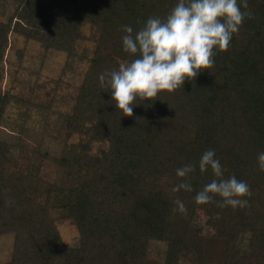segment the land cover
Segmentation results:
<instances>
[{
  "label": "trees",
  "instance_id": "16d2710c",
  "mask_svg": "<svg viewBox=\"0 0 264 264\" xmlns=\"http://www.w3.org/2000/svg\"><path fill=\"white\" fill-rule=\"evenodd\" d=\"M1 1L13 9L0 20V62L13 30L44 51L64 52L65 67L86 61L56 154L43 142L49 104L0 89V129L8 106L22 107L8 136L0 133V235L13 236L7 264H179L184 255L190 264H264V170L257 160L264 151V0H247L253 15L226 50L215 51L209 69L173 92L138 98L131 116L117 109L99 74L135 58L123 49V25L135 33L150 16L166 17L177 0ZM84 25L93 40L88 53L76 50ZM34 108L41 128L26 139ZM96 143L105 147L93 152ZM209 149L224 178L235 175L250 186L247 206H221L215 194L209 203L195 202L216 179L198 167ZM189 163L197 165L192 191L173 192L184 179L176 169ZM45 168L50 179L41 176ZM176 199L186 213L173 210ZM197 209L217 216L214 234L194 226ZM58 220L74 224L75 246L61 239ZM151 233L164 244L161 260L148 255Z\"/></svg>",
  "mask_w": 264,
  "mask_h": 264
},
{
  "label": "clouds",
  "instance_id": "9594fccd",
  "mask_svg": "<svg viewBox=\"0 0 264 264\" xmlns=\"http://www.w3.org/2000/svg\"><path fill=\"white\" fill-rule=\"evenodd\" d=\"M252 15L247 0H177L166 17L150 16L135 33L131 25L122 26L123 49L135 58L99 74V81L111 90L117 109L131 116L138 98L153 99L163 91L173 92L182 87L186 78L209 69L215 63V51L226 50L244 18ZM257 160L264 170V151L258 153ZM196 167L189 163L177 168V177L184 179L171 190L191 192L189 178ZM198 167L202 173L210 169L216 179L196 193L197 204L211 202L215 194L222 198L221 206H247L244 197L251 196L250 186L235 175L224 178L214 150L202 153ZM174 203V211L186 213L182 200Z\"/></svg>",
  "mask_w": 264,
  "mask_h": 264
},
{
  "label": "rangeland",
  "instance_id": "374dc122",
  "mask_svg": "<svg viewBox=\"0 0 264 264\" xmlns=\"http://www.w3.org/2000/svg\"><path fill=\"white\" fill-rule=\"evenodd\" d=\"M13 6L9 2L0 0V20L5 21L11 13ZM91 30L88 25L81 28L80 38L76 43V50L83 49L86 53L93 47V40L89 38ZM86 67V61L75 62L71 68L65 67V54L58 50L44 51L40 44L32 39H27L19 30H13L8 34L7 45L0 62V89L8 90L12 94L22 98H33L35 101L48 105L47 121L44 126V146L53 154H56L63 143L65 134L62 118L70 111L77 86L80 83L82 73ZM51 101V102H50ZM50 102V103H49ZM18 104L13 102L6 110L4 126L1 127L2 136H8L11 123L17 117ZM45 111V112H46ZM41 116L37 109H32L27 124L34 129L26 133V139H31L41 128ZM73 138H70L72 140ZM104 143L93 145V152ZM41 176L46 179L52 177L47 168L41 171ZM217 216L212 212L197 209L194 215V226L201 234H214ZM192 223V224H193ZM56 226L63 241L75 246L78 240L77 230L69 220H58ZM13 236L11 233L0 235V264H7ZM148 255L150 259L161 260L164 252V244L157 233H151L149 239ZM246 239L240 240V248H244ZM179 264H190L189 255H184Z\"/></svg>",
  "mask_w": 264,
  "mask_h": 264
}]
</instances>
